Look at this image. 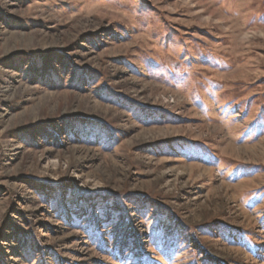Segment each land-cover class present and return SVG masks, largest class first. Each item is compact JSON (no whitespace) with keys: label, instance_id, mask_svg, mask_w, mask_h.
Returning a JSON list of instances; mask_svg holds the SVG:
<instances>
[{"label":"rangeland","instance_id":"rangeland-1","mask_svg":"<svg viewBox=\"0 0 264 264\" xmlns=\"http://www.w3.org/2000/svg\"><path fill=\"white\" fill-rule=\"evenodd\" d=\"M0 264H264V0H0Z\"/></svg>","mask_w":264,"mask_h":264}]
</instances>
